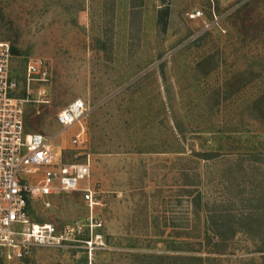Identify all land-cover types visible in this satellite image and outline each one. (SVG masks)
Masks as SVG:
<instances>
[{"label":"rangeland","instance_id":"rangeland-1","mask_svg":"<svg viewBox=\"0 0 264 264\" xmlns=\"http://www.w3.org/2000/svg\"><path fill=\"white\" fill-rule=\"evenodd\" d=\"M0 42L26 129L90 162L99 203L35 201L79 241L15 264H264V0H0ZM34 60L48 80L29 89ZM78 99L81 146L56 120Z\"/></svg>","mask_w":264,"mask_h":264},{"label":"built area","instance_id":"built-area-1","mask_svg":"<svg viewBox=\"0 0 264 264\" xmlns=\"http://www.w3.org/2000/svg\"><path fill=\"white\" fill-rule=\"evenodd\" d=\"M202 16L201 11L189 15L191 20ZM13 60L11 44L0 42V258L9 264L29 256L33 247H61L79 241V225L68 226L61 232L53 224L34 222L35 201L43 200L49 208L48 198L80 192L91 219L95 206L99 205L91 186H83L92 176L90 162L66 163L50 138L26 129L25 104L30 101L19 97ZM26 76L28 88L32 82H47L45 63L30 61ZM87 113L85 101L78 99L57 115V123L63 129L80 125V132L73 138L74 145L81 146L87 141L82 126Z\"/></svg>","mask_w":264,"mask_h":264},{"label":"trees","instance_id":"trees-1","mask_svg":"<svg viewBox=\"0 0 264 264\" xmlns=\"http://www.w3.org/2000/svg\"><path fill=\"white\" fill-rule=\"evenodd\" d=\"M11 46H12V45H11ZM12 52H13L14 57H15V56L17 55V53H18L17 50H16L13 46H12ZM14 76H15V75H14ZM25 125H26V127H27V124H26V117H25ZM217 222H218V221H217ZM216 224H217V223L214 222V225H216ZM3 261H4V260L0 258V264H4ZM4 262H5V261H4Z\"/></svg>","mask_w":264,"mask_h":264},{"label":"crops","instance_id":"crops-1","mask_svg":"<svg viewBox=\"0 0 264 264\" xmlns=\"http://www.w3.org/2000/svg\"><path fill=\"white\" fill-rule=\"evenodd\" d=\"M79 133V132H78Z\"/></svg>","mask_w":264,"mask_h":264}]
</instances>
